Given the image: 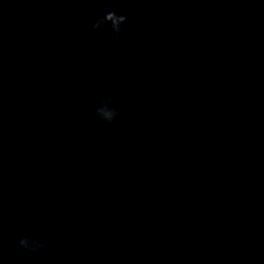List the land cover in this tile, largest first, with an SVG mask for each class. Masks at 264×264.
<instances>
[{
    "label": "water",
    "instance_id": "1",
    "mask_svg": "<svg viewBox=\"0 0 264 264\" xmlns=\"http://www.w3.org/2000/svg\"><path fill=\"white\" fill-rule=\"evenodd\" d=\"M262 93L264 0H0V264Z\"/></svg>",
    "mask_w": 264,
    "mask_h": 264
},
{
    "label": "clouds",
    "instance_id": "2",
    "mask_svg": "<svg viewBox=\"0 0 264 264\" xmlns=\"http://www.w3.org/2000/svg\"><path fill=\"white\" fill-rule=\"evenodd\" d=\"M120 18L126 21V16L120 14ZM124 24V23H123ZM123 24H118L112 28L113 33L118 36L121 31V26ZM97 116L106 122L114 121L118 116L119 112L116 109L111 108H102L97 110ZM20 245L25 249H29L31 251H37L38 249L44 247V244L39 240L29 239L28 237H22L19 241Z\"/></svg>",
    "mask_w": 264,
    "mask_h": 264
}]
</instances>
